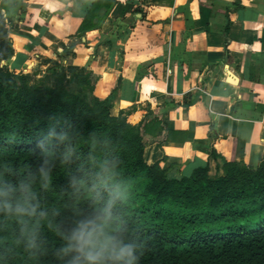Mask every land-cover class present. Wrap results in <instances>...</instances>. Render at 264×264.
Returning <instances> with one entry per match:
<instances>
[{"label":"trees","instance_id":"1","mask_svg":"<svg viewBox=\"0 0 264 264\" xmlns=\"http://www.w3.org/2000/svg\"><path fill=\"white\" fill-rule=\"evenodd\" d=\"M112 4L94 1L82 31ZM11 51L4 38L0 61ZM27 79L0 66V186L14 190L2 199L14 208L24 184L36 206L32 216L0 210V264H69L67 236L113 197V235L135 246L137 264H264V157L169 178L144 161L139 127L75 87L82 78L66 79L73 91L64 72L52 87Z\"/></svg>","mask_w":264,"mask_h":264},{"label":"crops","instance_id":"2","mask_svg":"<svg viewBox=\"0 0 264 264\" xmlns=\"http://www.w3.org/2000/svg\"><path fill=\"white\" fill-rule=\"evenodd\" d=\"M0 0V66H57L142 132L143 158L169 178L264 157V0ZM74 81V80H73ZM170 132L173 140L166 141ZM184 138V139H182Z\"/></svg>","mask_w":264,"mask_h":264},{"label":"clouds","instance_id":"3","mask_svg":"<svg viewBox=\"0 0 264 264\" xmlns=\"http://www.w3.org/2000/svg\"><path fill=\"white\" fill-rule=\"evenodd\" d=\"M13 191L10 186H0V210L14 211L19 216L35 215L36 206L32 202L30 186H19L21 198L14 208L2 199ZM114 199L115 197L106 202L94 218L81 222L67 236V243L61 251L72 254L69 264H137L135 246L124 243L118 236L113 235Z\"/></svg>","mask_w":264,"mask_h":264},{"label":"rangeland","instance_id":"4","mask_svg":"<svg viewBox=\"0 0 264 264\" xmlns=\"http://www.w3.org/2000/svg\"><path fill=\"white\" fill-rule=\"evenodd\" d=\"M54 70H56V72L54 74H49V75H45L43 77H39L36 76L34 73H30V74H26L27 76V80H28V84L30 86H34V87H52V85H55V78L60 74H62V69L60 67H56L54 68ZM66 79H68L66 77V74L64 73V81H63V86L66 87L67 89H71L76 90L72 85L68 84Z\"/></svg>","mask_w":264,"mask_h":264}]
</instances>
